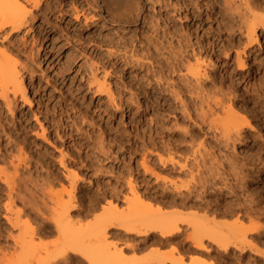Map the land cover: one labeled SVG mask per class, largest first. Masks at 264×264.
Instances as JSON below:
<instances>
[{"label":"rangeland","instance_id":"obj_1","mask_svg":"<svg viewBox=\"0 0 264 264\" xmlns=\"http://www.w3.org/2000/svg\"><path fill=\"white\" fill-rule=\"evenodd\" d=\"M18 2L15 14L24 15L27 21L11 34V38H4L6 29L5 32L0 30V48L5 47L0 50L6 49L1 58H6V62L11 60L12 64L7 65L16 63L29 102H23L17 95L11 104V114L0 98V144L6 142L5 156L0 157V264H36L35 260L44 254L41 246L58 238L56 233L31 238L30 232L55 215L67 201L64 190L70 188V169L77 172L74 194L81 205L89 204L93 191L100 189L102 194L97 207L80 219L72 218L76 213L70 211L76 226L88 228L102 224L107 217L120 211L141 221L142 218L148 220L154 212H162L155 206L128 210L123 196L131 194L125 181L137 177L141 192L149 191L148 185L160 188L156 183L163 181H156L155 175L143 170V159L160 176L173 179V186L190 180L188 174L169 175L166 170L155 168L153 163L160 164L153 152L168 157L163 145L168 134L175 133L177 137L179 128L184 127L196 130L192 119L200 124L196 117L200 112L199 100L192 85L178 77L176 65L179 59L190 56L192 50L197 51L201 46L207 47L205 53L214 63L207 70L218 80L222 79L221 88L232 90L238 105L236 112L246 116L255 126L252 132L245 129L244 140L236 142L235 151L237 163L247 162V167L262 170L245 185L244 191L238 189V194L244 198L250 193L252 203L264 208V147L259 145L260 140L256 145L249 142L254 135L264 139V116L256 111V106L264 110V105L246 102V97H242L243 91L255 88L259 76L264 74V26L256 18L264 19V6L263 10L252 9L245 15L243 0H118L110 11L104 9L99 0H40L37 7L24 0ZM75 12L79 19H75ZM248 24H255L257 33V38L251 42L245 36ZM236 51L244 66H238ZM108 52L114 54L109 56ZM122 54L126 57H120ZM91 66L97 67L95 71L99 76L103 68L108 72L107 82L118 103L117 109L106 96L95 95L87 89L86 78L92 71ZM181 70L185 72L183 67ZM170 85L179 91L180 98L173 95ZM215 94L221 97V93ZM180 99L192 119L181 111ZM202 105L205 107V103ZM214 113L208 118L219 113L217 116H221L218 109ZM218 122L214 132L221 137L220 134L228 132V127L226 122ZM43 131L44 137L40 134ZM197 138L187 149L179 148L178 140L174 147L177 149L172 151L181 156L175 158L180 163L186 160L188 167L195 165L193 169L190 167L193 174L205 172L207 167L222 162L228 182L235 183L228 162L231 145H217L211 135L199 134ZM101 149L104 153L108 150V156ZM204 149L210 155H205ZM62 154L65 170L59 163ZM200 158L206 164L200 166ZM210 162L215 163L211 166ZM51 173L55 174L53 182L48 176ZM112 187L120 190L121 197L116 198L110 192ZM211 190L209 197L213 195ZM111 199L119 205L115 207ZM251 218L264 225L263 218ZM251 218H245L243 225L249 226ZM233 220L227 219L229 223ZM129 235L135 237L127 241L141 240L140 236ZM14 238H17L16 244ZM118 238L126 239L124 236ZM259 247L264 250V245ZM171 248L170 244H149L137 251L126 250V256L140 257L153 251L169 253Z\"/></svg>","mask_w":264,"mask_h":264},{"label":"bare ground","instance_id":"obj_2","mask_svg":"<svg viewBox=\"0 0 264 264\" xmlns=\"http://www.w3.org/2000/svg\"><path fill=\"white\" fill-rule=\"evenodd\" d=\"M24 1L28 3L31 2L32 6L37 7L40 0ZM99 1L104 9L110 11L113 10V5L118 0ZM243 1L245 6L244 14L251 13L252 9H262L264 6V0ZM18 3V0H0V30L4 32L5 29L7 30L4 38H11V34L17 32L27 21V19H23L24 15L20 16L19 13L15 14ZM74 14L75 19H79L78 14H76V12ZM240 14H243V12ZM243 16L241 15L240 17ZM256 18H259L264 26V19L260 16H257ZM83 20L85 23L86 17L83 16ZM255 24H248L249 26H247L245 30V36L249 42L257 38L255 36L257 34L255 32ZM4 50H0V98L3 100L4 106L7 107V110L12 114L13 108L11 104L17 95H19L20 99L25 103H28L29 99L27 97L26 87L21 81L22 76L15 67L16 63L15 65L13 64L9 66L7 64L11 63V60L6 62L4 61L6 58H1V56H4ZM206 50L207 47L201 46L197 51L192 50L190 56H187L184 59H179L177 61V63L180 62L179 64L176 63V68L179 72L178 77L192 85L194 94L199 100L198 104L200 112L196 113V117H199L200 124H195L197 122L194 123V120L191 118V113H189L183 100L180 99L182 105L181 111L185 113L188 119H192L193 125H196L197 127L196 130L195 127L179 128L180 130L177 133V137L174 135L175 133H169L163 144L168 152V157H163L158 151L153 152L156 161L160 164V166H157L153 163L155 168L164 169L169 175L175 173L188 174L190 180L181 186H173V179H166V177L160 176L152 167L147 166L143 159L141 163L143 170L145 172L149 171L152 175H155L156 181L161 179L163 182L162 184L156 183L160 188L153 189L154 187L152 185H148V187H150L149 191L146 189L147 191L141 192L139 191L141 185L139 184L137 177H130L125 181V184L127 186V191L131 196L127 197L124 195L123 200L127 203L126 208L128 210L142 207L151 208L155 206L157 210H161L162 212H154L153 216L148 217V220L147 218H142L141 221L136 218L135 220L131 219V217L120 211L107 217L102 224L97 223L96 225L87 228L76 226V221L72 218L79 217L80 219V216L86 215L95 209L101 199L100 195L102 194L97 187V190L95 189L96 191L91 193L89 204L81 205L76 200L77 198L74 194L75 181L78 179L77 172L70 169L72 171L68 172H70L69 176L72 177V181L70 183V188L64 190L68 196L67 201L63 203V206L55 215L48 218L46 222L42 221V225L38 226L37 229L33 228L30 232L31 238L35 235L48 236L53 233L58 234L56 240L49 242L50 244L48 243L41 246L44 254L35 260L36 264H264V250L259 247L260 244L264 245V225L262 222L255 223L256 220L253 218L254 221L251 218V216H256L264 219V208L260 207L258 202V205L252 203L254 200L250 193L244 198H241L238 194V189L244 191L245 185H248L253 177L258 176L262 168L255 169V167H247V162L237 163L238 158L235 151L236 142L241 143L244 140V136L242 135L243 132L246 130L252 132L255 130V126L251 125L250 119L246 116L236 112L238 105L233 99L235 95L232 90L228 87H226V89L221 88L224 85V83L221 82L222 79L218 80L209 72V70H207V67H211L214 63L212 64L210 62L209 55L205 53ZM113 54V52H108L109 56ZM116 55H118V53ZM124 55L125 54H122L120 57L125 58L126 56ZM235 55L236 60L238 61V66H244L240 54L236 51ZM130 57L132 58L131 54ZM2 59L4 63L2 62ZM182 67L185 72H182ZM91 69L92 71H90L89 76L86 78L87 89L91 90L95 95L106 96L107 101L117 109L118 103L115 101V96L111 91L110 83L107 82L108 72L103 68L102 74L99 76L95 71L97 67L91 66ZM259 78L260 81L258 80L256 83L257 86L252 89L246 88V90L243 91L245 95L242 93V97H246V102L252 101L253 104L258 103L261 105L262 103L264 105V74H261ZM207 79H210V86L207 84ZM170 87L174 89V92H172L173 95L180 98V93L175 89V86L170 85ZM215 93H221V97H215ZM202 103H205V107H203L204 105H202ZM256 107L257 113L264 116V110L261 109L262 107ZM216 109L221 112V116H217L220 114L219 113L216 114V117L209 119V115H212ZM217 121H219L218 123L226 122L227 125L225 126L228 127V129L226 128L228 132L226 134H220L221 137L217 135L218 133L215 134L214 132L216 130L215 124ZM1 125L0 127L2 128ZM222 129L226 131L225 127ZM5 134L7 133L5 132ZM40 134H42V137L45 136L44 131ZM199 134L211 135V138L217 143V145L221 144V146L223 145L224 147H230L229 145H231V158L227 161L229 162V167L231 169L229 171L233 172L232 177L235 178V183L228 182V173L224 170L222 162H219L218 160L217 162L219 163L217 165H213L214 167H207L205 172H201L199 170V165H197L198 163L195 162L199 168L198 170L201 172L199 173L197 171L196 174H193V171L190 169V167L194 168L195 165L188 167V162H186V160L184 163H180L177 160L181 154L175 155L176 152L172 151L177 149L174 148L176 142L179 140V144H177L179 148L187 149L196 139H198L197 137H199ZM250 136L251 135H249V137ZM205 140L206 139H204V141ZM258 140H260L259 145L264 147V139H258L255 135L250 137L249 142L256 145ZM152 143L153 146H156L154 141H152ZM5 144H0V157L5 156ZM208 148L209 147H207V149ZM205 150L206 149H204L205 155H210V152ZM106 153H104L103 150V154L105 155ZM63 154L59 159V163L65 170L67 166L63 160ZM175 156H178V158L176 159ZM202 159H204V161L206 160L204 157ZM202 159L200 158V161ZM188 161L190 162V160ZM204 161L202 160L199 162L201 164L200 166L206 164L203 163ZM211 163L212 162H210V164ZM105 172L110 173L112 171L105 170ZM48 176L53 182L55 174L51 173L48 174ZM189 181L192 182V185H189ZM48 187L50 186L48 185ZM211 188L213 195L212 197H209L208 195L210 194ZM110 192L117 198L120 190L117 189V187H112ZM110 203L115 207L119 205V202L116 205L112 199ZM24 204L29 205L26 201ZM29 207L34 211L33 207L30 205ZM70 211H75V217L73 215L72 218L70 217ZM249 217L252 220H248L249 226L246 227L243 225V221L245 218L249 219ZM229 218H234L232 221L233 223L227 221ZM7 219L12 226H15L9 218ZM136 221L140 222L137 223ZM253 221L254 224L250 225V222L252 223ZM245 223H247V219ZM186 229L189 230L188 233L187 231L185 232ZM129 234L140 236L141 240L139 239V242L127 241V239L131 240L135 237ZM118 236H124L126 239L121 241L120 238L117 239ZM112 237L114 239L110 240L109 238ZM14 242L15 244L17 243V238H14ZM149 244H156V246L170 244L172 248L169 253L153 251L150 254L140 257L126 256V250L130 249L137 251Z\"/></svg>","mask_w":264,"mask_h":264}]
</instances>
